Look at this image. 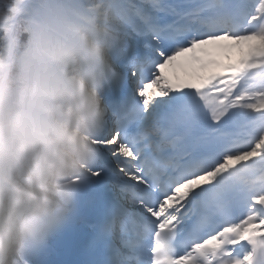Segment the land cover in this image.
I'll return each instance as SVG.
<instances>
[{
    "label": "snow or ice",
    "instance_id": "1",
    "mask_svg": "<svg viewBox=\"0 0 264 264\" xmlns=\"http://www.w3.org/2000/svg\"><path fill=\"white\" fill-rule=\"evenodd\" d=\"M105 264H264V0H107Z\"/></svg>",
    "mask_w": 264,
    "mask_h": 264
},
{
    "label": "clouds",
    "instance_id": "2",
    "mask_svg": "<svg viewBox=\"0 0 264 264\" xmlns=\"http://www.w3.org/2000/svg\"><path fill=\"white\" fill-rule=\"evenodd\" d=\"M107 0H0V264H33L95 163L115 35Z\"/></svg>",
    "mask_w": 264,
    "mask_h": 264
}]
</instances>
